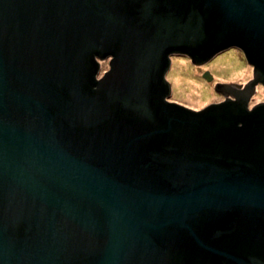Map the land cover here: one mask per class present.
Wrapping results in <instances>:
<instances>
[{
	"label": "water",
	"instance_id": "obj_1",
	"mask_svg": "<svg viewBox=\"0 0 264 264\" xmlns=\"http://www.w3.org/2000/svg\"><path fill=\"white\" fill-rule=\"evenodd\" d=\"M230 47L246 84L168 100ZM258 84L264 0H0V264H264Z\"/></svg>",
	"mask_w": 264,
	"mask_h": 264
},
{
	"label": "rangeland",
	"instance_id": "obj_2",
	"mask_svg": "<svg viewBox=\"0 0 264 264\" xmlns=\"http://www.w3.org/2000/svg\"><path fill=\"white\" fill-rule=\"evenodd\" d=\"M166 79L170 83L169 101L198 110L211 102H219L225 96L215 89L216 81L242 83L252 78V66L244 53L237 47H230L216 53L212 58L201 64H195L184 54H172ZM101 75L108 68L109 60H99ZM212 75L209 81L204 72ZM264 101V87L255 86L249 106Z\"/></svg>",
	"mask_w": 264,
	"mask_h": 264
},
{
	"label": "flooded vegetation",
	"instance_id": "obj_3",
	"mask_svg": "<svg viewBox=\"0 0 264 264\" xmlns=\"http://www.w3.org/2000/svg\"><path fill=\"white\" fill-rule=\"evenodd\" d=\"M110 58H111V57L109 56V57H106V58H104V59H102V60H105V59L110 60ZM99 64H100V62H99ZM108 68H109V65H108ZM108 68H107V69H108ZM252 68H253V67H252ZM107 69H106V70H107ZM106 70H104L103 72H105ZM99 72H100V70H99ZM103 72H102V74H103ZM102 74H101V75H102ZM101 75H99L98 77H100ZM246 83H247V82H246ZM244 84H245V83H244ZM244 84H242V85H244ZM254 105H255V104H254ZM252 106H253V104H252L251 106H249V107H252Z\"/></svg>",
	"mask_w": 264,
	"mask_h": 264
}]
</instances>
